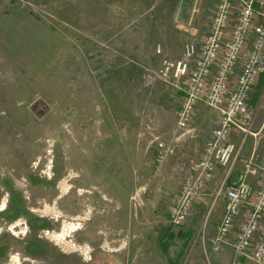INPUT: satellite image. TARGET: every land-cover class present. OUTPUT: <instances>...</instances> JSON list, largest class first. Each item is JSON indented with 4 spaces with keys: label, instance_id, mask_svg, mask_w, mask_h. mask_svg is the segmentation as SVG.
<instances>
[{
    "label": "rangeland",
    "instance_id": "obj_1",
    "mask_svg": "<svg viewBox=\"0 0 264 264\" xmlns=\"http://www.w3.org/2000/svg\"><path fill=\"white\" fill-rule=\"evenodd\" d=\"M213 8L214 0H0V228L18 215L12 223L18 229L9 227L3 234L12 251L7 250L10 262L1 264H27L19 239L26 233L22 210L34 220L32 238L44 255L32 264H204L203 254L212 252L209 220H192V213L182 227L171 228L163 208L169 207L171 194L144 169L149 194L143 197L144 208L151 210L142 217V233L148 243L163 237V256L151 244L129 263L122 241L112 244L115 251L96 254L77 233L82 219L84 231L90 228L101 194L126 202L131 193L117 139L134 136L141 149V142L152 138L149 127L164 142L175 128L174 88L153 75L160 58L136 62L139 43L153 49L166 42V59L172 61L179 45L199 43ZM128 39L136 43L130 56L122 46ZM263 93L246 132L230 135L236 158L248 156L245 140L264 144ZM199 112L192 127L204 118L210 124L215 120L212 113ZM211 130L203 124L196 139L179 150L196 149ZM150 147L154 150L153 142ZM251 155L264 164V154L254 150ZM58 250L65 255L55 257Z\"/></svg>",
    "mask_w": 264,
    "mask_h": 264
},
{
    "label": "built area",
    "instance_id": "obj_2",
    "mask_svg": "<svg viewBox=\"0 0 264 264\" xmlns=\"http://www.w3.org/2000/svg\"><path fill=\"white\" fill-rule=\"evenodd\" d=\"M155 53L161 54L160 46ZM153 75L181 94L171 138L158 141L153 128L147 129L155 145L156 169L174 157L182 143L196 139L191 122L198 106L217 114L210 139L189 164L167 210L169 226L180 228L216 169H231L238 148L230 135L246 132L252 121L250 96L264 77V0H214L199 43L185 42L182 58L162 60ZM253 158L242 162L235 182L224 189L223 216L209 240L215 253L225 246L231 249V264H264V164ZM250 177L257 178V188L250 184ZM135 200L132 195L130 201ZM244 206L246 213L236 224Z\"/></svg>",
    "mask_w": 264,
    "mask_h": 264
},
{
    "label": "crops",
    "instance_id": "obj_3",
    "mask_svg": "<svg viewBox=\"0 0 264 264\" xmlns=\"http://www.w3.org/2000/svg\"><path fill=\"white\" fill-rule=\"evenodd\" d=\"M122 46L123 52L130 56L133 53V47L136 46V43L132 44L130 42V39H128V41H124ZM156 46H160L161 48L160 55H157L155 53ZM144 47L148 51H146ZM139 49H142L141 59H137L136 62L140 60L145 63H152L153 60H155L156 58H160V62L162 60H167L166 58L168 57V46L166 42L161 45H154L153 49L152 45L144 46V44L139 43ZM182 52L183 46L181 47V45H179L178 50L174 51V56H176V59L172 61L180 60L182 58ZM258 84L260 85V87H258L260 93L264 88V77L259 79ZM171 91L176 93L179 103L181 94L174 91L173 89H171ZM251 98L253 99V97ZM256 101L250 102L252 108H255L257 104ZM198 109H201V113H212L215 120H213L211 124L209 120H205V118L201 122L198 120V122L195 124V126L197 127H195V129H200L203 124L207 126L209 124L212 125V130L201 139L199 144H196V149H178L179 152H177L174 157L168 159L165 163H163L158 169L155 168L154 150H150V143L152 141V138L151 140L150 138H148L145 139V142H141V149L135 146L137 139L134 136H132L131 138L126 136H120L119 139H117L119 140L117 141L119 144L118 147L123 154L124 165L126 166L131 176V193L128 195L126 202L118 201L114 197L107 198L104 194H101V198L99 199V202L101 204L98 205V207L96 208L97 214L95 215V218L92 219L90 228H87L84 231L85 221L83 219L79 221L81 222L82 228L80 232L77 233V237L79 234H81L80 236L82 238L85 237L87 239L86 241L91 243V245L94 247V251H96V254L104 253L107 250L115 251V249H113L114 246L112 244L115 242L122 241L123 246H125V249L128 250L129 253V263L133 262L138 250H140L141 252L143 251L144 247L151 249V244H154L155 248H158V250H160L159 255L163 256V250H166L165 244L162 245L161 243L163 237L157 239L156 236V240H154V243H148V240L145 238V236H143L144 233H142L145 227V221L142 217H144V215L146 216V214L144 213L151 209L144 208L145 204L143 197L149 194L146 193L147 185L145 182L142 181L143 177L141 174H143V169L152 172V177H155L156 179L155 183H157V181L158 183L160 182V189L164 190V192L166 193L171 194L173 200V198L178 192V187L182 178L188 171L189 164L200 156L203 146L210 139L211 133L216 126L217 114L215 112L198 106L195 110V115H197L198 117L200 116V112L198 113ZM174 116L176 119V113L174 114ZM173 126H175V120ZM243 146H245L243 151L246 153L248 152V156L245 157V155H242L240 158H236L229 171L222 168H217L214 173L213 179L207 184L206 189L202 192L193 207L192 220L198 219L204 221L205 223L209 220L207 230L208 234H211V237L214 236L216 227L218 226L223 216L224 189L235 182L238 173L242 169V162L245 159L249 158L251 154H253L254 150H257L262 155L264 154L263 143L253 144L252 142L249 143L245 140ZM147 160L148 163L146 162ZM155 169L156 171H154ZM136 175L141 176L138 178L136 177ZM140 180L141 183H139ZM249 181L252 187L257 188L258 180L256 177H250ZM113 182L115 184L116 179L113 178ZM106 186H108V182ZM133 194H135L136 200L133 205L131 204L132 208L130 210L129 199ZM172 200L169 206L171 205ZM113 205H115V207H113ZM163 208L166 219L168 207L164 206ZM246 210V206L241 208L239 216L236 220V224L244 216ZM165 222L167 223V221ZM211 237L207 239V243H209ZM134 245L136 250H132L134 248ZM201 247L202 248L200 250H205L204 244H202ZM132 251H134L133 256L131 254ZM155 255L159 257L157 253H155ZM202 260L204 261V264H231V249L225 246V248L223 247L219 252L215 253L212 251L209 252L208 255L204 253ZM248 263L250 262H244V264Z\"/></svg>",
    "mask_w": 264,
    "mask_h": 264
},
{
    "label": "flooded vegetation",
    "instance_id": "obj_4",
    "mask_svg": "<svg viewBox=\"0 0 264 264\" xmlns=\"http://www.w3.org/2000/svg\"><path fill=\"white\" fill-rule=\"evenodd\" d=\"M22 213V214H21ZM20 214L26 219L25 220V223L26 225L25 228H26V233L22 234L21 238H19L22 243L21 247H22V252L24 254L27 255L26 258H23L22 260L23 261H26V263H30L32 264V262H34V259L36 257H44V255H42L43 253V250L37 246H35V241L33 240L32 238V232L34 231V220L30 214V212L28 210H26V213L24 210H22L20 212ZM18 218V215L17 216H10L6 221H4V223L2 224L1 228H0V264L2 262H10V258L9 255L7 254V250H9L10 252L12 251V247H7V244L5 243V238H4V233L5 231H9V227H12V229H18L17 226H13L12 223L15 222V220H17ZM11 234V232H9ZM20 230H18V234H20ZM12 235V234H11ZM13 236V235H12ZM18 239V238H17ZM17 242H15L16 244ZM21 243H19L18 245H20ZM55 257H61V255H65V253L61 252L60 250L57 251V253L54 254ZM32 258V261H29V259ZM62 259L61 258V261L60 263L62 262ZM47 262H50V261H47ZM55 264H57V262H55Z\"/></svg>",
    "mask_w": 264,
    "mask_h": 264
},
{
    "label": "trees",
    "instance_id": "obj_5",
    "mask_svg": "<svg viewBox=\"0 0 264 264\" xmlns=\"http://www.w3.org/2000/svg\"><path fill=\"white\" fill-rule=\"evenodd\" d=\"M259 83V82H258ZM260 85H261V83H260ZM260 85L259 84H257V86H256V88H255V91L253 92V99L251 98L250 99V102L251 101H256L257 99H258V95H259V88L258 87H260ZM168 237L169 238H171L172 236L171 235H168ZM186 238V237H185ZM161 243H162V245L164 244V239L161 241ZM165 249H166V247H165Z\"/></svg>",
    "mask_w": 264,
    "mask_h": 264
}]
</instances>
